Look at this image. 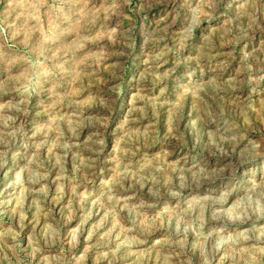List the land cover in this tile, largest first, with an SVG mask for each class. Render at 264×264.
Instances as JSON below:
<instances>
[{"label": "rangeland", "instance_id": "1", "mask_svg": "<svg viewBox=\"0 0 264 264\" xmlns=\"http://www.w3.org/2000/svg\"><path fill=\"white\" fill-rule=\"evenodd\" d=\"M0 264H264V0H0Z\"/></svg>", "mask_w": 264, "mask_h": 264}]
</instances>
